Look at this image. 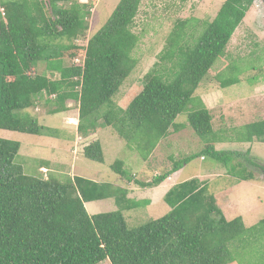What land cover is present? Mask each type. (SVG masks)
Here are the masks:
<instances>
[{"label":"trees","instance_id":"trees-1","mask_svg":"<svg viewBox=\"0 0 264 264\" xmlns=\"http://www.w3.org/2000/svg\"><path fill=\"white\" fill-rule=\"evenodd\" d=\"M71 1H0L5 18L0 20V130L58 136V131L38 124L32 109L43 104L47 115H55L68 110L67 101H74L78 103L77 131L83 137L97 127L111 126L121 138L131 131L139 140L150 139L145 146L149 153L170 129L182 128L175 120L186 113L194 133L205 144H213L214 137L209 139L212 116L200 102L193 104V95L215 62L225 56L253 1L225 0L212 22H204L190 47L186 46L191 37L185 36L186 23L178 22L160 59L164 67L155 65L159 69L146 75L142 91L126 110L116 107L113 98L136 67L133 53L139 40L132 28L142 0L118 2L104 25L87 40L83 70L63 65L66 54L78 56L73 42L87 30L84 20L89 11L80 9H88L87 5L68 11L61 8ZM166 62L170 64L167 70ZM41 64L44 72L38 74L35 70ZM234 65L232 61L230 66ZM219 76L220 90L239 83ZM242 130L241 142L264 143V121ZM18 151L17 142L0 138V264H101L107 259L110 264H249L264 258V218L251 227L240 217L227 221L206 186L189 196L193 189L182 195L171 192L165 198L170 212L130 228L118 210L92 216L85 211L87 203L125 198L126 190L78 175L64 182L52 175L39 178V168L32 170L34 174L25 173L15 163ZM82 154L88 161L104 164L98 141L86 146ZM247 155L214 152L206 146L198 154L179 159L171 172L150 184L135 182L141 187L156 186L197 157L220 164L233 179L248 181L253 176H245L244 168L232 164L233 156L247 160ZM37 162L40 168L47 166ZM110 168L132 182L120 161ZM45 234L51 238L29 252L27 242L41 241Z\"/></svg>","mask_w":264,"mask_h":264},{"label":"rangeland","instance_id":"rangeland-1","mask_svg":"<svg viewBox=\"0 0 264 264\" xmlns=\"http://www.w3.org/2000/svg\"><path fill=\"white\" fill-rule=\"evenodd\" d=\"M41 1L47 2V0ZM119 1H89L86 4L88 9L80 8L84 12L89 11V14L84 20L87 30L83 36L73 42V45L78 49L76 51L78 56L70 58L69 54H66L64 57L63 65L65 67H72L75 64V58L82 59L84 57L87 40L104 25ZM224 1L142 0L132 28V32L138 36L139 40V44L133 53L136 67L125 80L117 95L113 98V104L122 110H126L132 100L142 91L146 75L152 69L158 68L155 65L164 67V62H161L160 59L170 44V34L175 26L178 25V22L186 23L184 29L185 36L191 35L188 38L189 40L186 46L190 47L193 40L203 31L204 22H212ZM80 5H82V2L72 0L70 3L62 4L61 8L68 11L72 7L79 9ZM83 11L80 12L84 14ZM0 20L3 21V16L0 17ZM232 61L235 62V67L230 66ZM166 63L165 70L170 67V64L168 62ZM35 72L38 74L44 72V64L38 66ZM218 76L221 80L235 79L239 80V83L220 90L217 81ZM53 79H58V76H55ZM201 84L202 86L198 88V91H200L199 94L194 93L193 104L195 101L202 99L203 104L214 107L211 110L213 132H219V136L226 141H233V148L228 149L227 152L240 155H245L248 152L247 160H243L242 158L238 159L236 156H233L234 160L232 164H239L240 169L244 168L246 170L244 173L245 176L251 174L254 178L253 184L257 183L255 180L261 181V188H256L253 185L255 192L258 193L255 195L252 192L248 193V191L244 193L242 190L238 192V196H234L237 191L232 190L231 202L229 201L228 203L225 200L223 201L224 194L221 192L224 191H219L221 187L218 185L219 188H216L219 182H215V177H202L201 179H203L204 184L209 186V190L213 195L221 193V196H215L216 199L219 196L215 205L218 209H220L218 204L221 205L223 211H233L234 213L231 214V218L233 219L241 215L238 203L242 202L238 201V199L240 198L244 202L250 200L249 203L254 209H249L250 211L246 214L248 216L251 215L248 217V220L255 225L258 219L264 218V143L257 144L258 142L254 141L248 145L247 143L241 142V134L243 133L242 128L244 126L264 121V7L261 0L253 1L249 12L235 30L228 43L225 56L215 62ZM203 93H208L210 96L204 98ZM222 95L224 97V106H220L222 104L220 102ZM68 104L70 106H68V111L65 113L47 115L46 112L48 110L43 104L38 105L37 107L39 108L31 112L40 126L58 131V136L45 138L0 130L1 139L15 141L19 144L18 158L15 160V163L21 164L25 173L34 174L32 172L40 168L38 167L39 163L37 161H42L47 166H45V169L40 168L37 171V175H42L39 178L45 179L52 175L53 178H57L60 182L73 178L70 177L71 169H69V166H73V163L82 164L80 163L82 158L81 149H84L92 141H99L101 143L106 161L114 159L115 161L119 160L125 166H131V169L127 167L125 175L131 176L134 169H136L135 164H138L137 169H140L139 164L142 163V160L139 158H142V155L139 157L138 154H144L143 159H145L148 151L145 146L150 145V139L143 138L139 140L136 138L139 135H133L130 131L128 137L121 138L117 134L121 139L118 140L116 136L117 132L111 126L106 128L97 127L98 129L94 132V135L90 133L91 136L89 135L90 137L88 136V139H86V137H83L76 130L78 122H75V118L77 117L76 111L78 110V104L73 102L66 103V105ZM193 104L192 109L190 107L191 110H194ZM176 124L183 125L182 130L185 129V131L179 135L177 133L171 135L170 138L160 144V147H163L161 158L166 159L168 162L169 157L174 156V153L179 154V158H184L198 154L203 149L202 144L196 141L197 138L188 125L186 113L177 117ZM77 143L79 144L76 148ZM85 161L89 163V168L91 169L94 163L88 160ZM174 161L176 162L177 160ZM172 167L173 165L170 169ZM191 167L192 165L188 166L187 169ZM220 168L221 172H225V174L228 172L226 168ZM83 169L78 166L75 171L76 175L91 180L93 177H99L96 175L93 176V173ZM110 176L114 177L113 174ZM143 176L137 177V181L140 183H151L155 178L148 177L146 179ZM103 179L107 178L101 175L99 181ZM229 179L233 178L229 177ZM120 185H126V180L125 182H121ZM223 185L226 184L223 183ZM137 188L133 185L127 187V190L134 189L130 192L128 190V199L141 203L142 201H149V205L141 211L126 209L125 205L121 207V203H119V208L117 209V203L115 201L122 197L111 199L114 204L110 200L100 203L99 210L96 211H92L90 206H86L85 211L87 214L97 215L99 213H110L118 210L122 213L124 221L130 228H136L148 221L157 220L169 212L170 207L167 204V207L165 204L155 205L158 199L155 190L150 192L151 198H148L146 192ZM118 202L120 201L118 200ZM41 237V241L37 239L27 242L26 247L29 252L34 251L41 245L40 243L43 240L46 241L51 238L47 234ZM256 259L249 264H264V258L260 257ZM102 264L109 263L105 261Z\"/></svg>","mask_w":264,"mask_h":264},{"label":"crops","instance_id":"crops-1","mask_svg":"<svg viewBox=\"0 0 264 264\" xmlns=\"http://www.w3.org/2000/svg\"><path fill=\"white\" fill-rule=\"evenodd\" d=\"M199 92L200 91L197 90L196 94H199ZM203 95H204V98L205 97L208 98V96H210L208 93H203ZM193 98H194V95H193ZM223 98L224 97L222 95V97H220V100H221L220 102L222 103V104H220V106H224V104H225L223 102L224 101ZM201 100H199L198 102H201L203 104V101H201ZM68 102L69 103L70 102L75 103L74 101H67L66 103H68ZM203 105L206 107V109L211 114V110H213L214 107H212V105H207V106H206V104H203ZM68 106H70V105L69 104L66 105L67 108H68ZM214 106L217 107L216 105H214ZM37 108H39V107H37ZM37 108L32 109V110L35 111V110H37ZM76 112H77V117L75 118V122H78L77 121L78 110ZM63 113H65V112H63ZM175 124H176V120H175ZM76 127H77V125H76ZM182 128L179 129V130L170 129L169 134L166 137L161 138L159 140V142L157 143V145L153 148V150L151 152H149V153L147 152V155L145 156V159H143V157L139 158L140 160H142V163L139 164V168L140 169H137L138 164H135L136 169H134V171H133V173L131 174L130 177H134V179L137 180L136 179L137 177H142V175H144L143 177L148 179V177H158V176H161V175L165 174L166 172L170 171L171 170L170 167L172 166L171 164L174 162V160H178V159H181V158H179L180 157L179 154L174 153V156H170L169 157V159H168L169 162L166 159H162L161 158V152H162L163 147H160V144L162 142H164V140L170 138L171 135H174L176 133H177V135H179L181 132L185 131V129L182 130ZM76 130H77V128H76ZM215 133H217V132L215 131ZM93 135H94V133H93ZM116 136H117V133H116ZM213 137L215 139L213 144H210V143L209 144H205L204 142H202L197 137H196L197 138L196 141H198V142H200L202 144L203 149H204V147L207 146L211 150H213L214 152H216V151L225 152L228 149L233 148V146H234V143L232 141H230V140L229 141H226V140L224 141L223 138H222V140L221 139L217 140V136L216 135H213L209 139H212ZM45 138H48V137H45ZM86 139H88V138L86 137ZM117 139L121 140L119 137ZM78 144L79 143L76 144V148H77ZM257 144H259V143H257ZM100 145H101V143H100ZM248 145H250V144H248ZM101 148H102V145H101ZM102 151H103V154H104L103 148H102ZM158 151H159V155L160 156L158 155ZM81 152L83 153V148L81 149ZM81 157L82 158H81V162L80 163H82V164L73 163V166H69V169H71V176L70 177H74L76 175V172H75L76 168L78 166H80L81 169L84 168L83 170L93 173V176L96 175V176L100 177L101 175H103L104 177L107 178V179H103V180L99 181V177H93L92 180L91 179H87L88 181H91V182L96 183V184H107V185L112 186L114 188H120V189L126 190L127 191L126 197L118 199L120 202H118V204H117V209L119 208V203H121V207L124 206V205L125 206H129V210H137V211H139V210L141 211L143 208H146L149 205V201H142V204H140L139 206H135V207L132 206L133 203H141V202L128 199V190L129 189L127 190V187L129 185H133L134 187H138L137 189H140V190H143L144 192H146L148 198H151V193L150 192L152 190H155L157 195H158V199H157V202H155L156 203L155 205L165 204V206H166L165 198H167V196L171 192H176L178 194L181 193V195H182V194L185 193L184 191H188V190H192L193 189L187 195V196H189L192 192H196L199 189H201V188L206 186L208 194L212 195L214 200H217L219 198V196H221L220 194L223 193L224 194L223 195V197H224L223 201L225 200V202L229 203V201L231 202V198L230 197H231L232 190L233 191H237L234 196H238L239 195L238 192L242 191V190H243L244 193L246 191H248V193L252 192L255 195V194H258V193L255 192V188H254L253 185H255L256 188H259V189L261 188L260 187L261 186L260 185L261 181L255 180V182H257V183L253 184L254 178L251 179V180H248V181L229 179L230 176H228L227 173L225 174V172H221V168H220L221 165L220 164H218V163H216L214 161L208 160L206 157H204V158L203 157L202 158H196L195 160L191 161L190 163L185 165L181 170L171 174L169 176V178H167L165 181H163L158 186H155V187H141L138 184H136V182H134V183L133 182H126V185H122L121 186L120 185L121 182H125V180L121 179V176L116 174L110 168L111 165H113V163L115 162L114 159L111 160V161H106L105 160V154H104V164L103 165L102 164H96V163L93 162L94 165L92 164V168L90 169L89 168L90 167L89 163L85 161L87 159H85L83 156H81ZM190 165H192V167L190 169H187L188 166H190ZM127 167L131 169V166H125L124 164L122 166L123 170H126ZM41 169H45V168H41ZM111 174H113L114 177H111L110 176ZM202 177H215V182H219V184L216 185V188H219L218 187V185H219L221 187V189H219V191H224V192H221V193L217 194L219 196L216 199L215 196H217V195H213L210 192L209 186L207 184H204V182L202 181L203 179H201ZM146 181H144V182H146ZM223 183H225L226 185H223ZM141 184H146V183H141ZM131 190H134V189H131ZM131 190H129V192ZM260 192H261V190H260ZM109 200L112 201L111 198H108L107 200H104V201H100V202L98 201V203L97 202L87 203V204H85V207L86 206H90L92 211H96V210H99V204L100 203L105 202V201H109ZM238 201L242 202V203H238L239 204L238 205L239 206V211L241 212L240 218H242V220H243V222H244L246 227L253 226L254 223L253 222H249V220H248L249 219L248 217L251 216V215L248 216L246 214L250 210L254 209L253 206L249 203L250 200H248L247 202H244V201H242L239 198ZM127 202H129V203H127ZM145 203H147V204H145ZM113 204H114V202H113ZM218 206H219L223 216L225 217V219L227 221L233 219V218H231V214L234 213L233 211H231V210H224L223 211L221 209V205L218 204ZM170 210H171V208L169 209V212H170ZM260 220L261 219H258V221H260Z\"/></svg>","mask_w":264,"mask_h":264},{"label":"clouds","instance_id":"clouds-1","mask_svg":"<svg viewBox=\"0 0 264 264\" xmlns=\"http://www.w3.org/2000/svg\"><path fill=\"white\" fill-rule=\"evenodd\" d=\"M78 1H79V0H78ZM79 2H80V1H79ZM82 5H86V4H85V3H82ZM248 12H249V11H248ZM248 12H247V13H248ZM247 13H246V14H247ZM0 15H1V14H0ZM1 16H2V15H1ZM4 19H5V18H4V16H3V21H5ZM75 59H79V60H80V63L83 64V67H79V66H77L76 64H73V66H75L76 68H80V69L83 70V69H84V60H85V57H83L82 59H80V58H75ZM75 59H74V60H75ZM176 121H177V118H176ZM211 121H212V120H211ZM211 127H212V125H211ZM169 131H170V130H169ZM193 132H194V131H193ZM212 132H213V129H212ZM168 133H169V132H168ZM219 134H220L219 132H217V133L213 132V135H216V136H217V140H220V139L222 140V138L219 136ZM194 135H195L197 138H199L195 133H194ZM199 139H200V138H199ZM200 140H201V139H200ZM201 141H202V140H201ZM224 141H225V140H224ZM202 142H204V141H202ZM259 144H261V143H259ZM216 152H217V151H216ZM225 152H227V151H225ZM197 158H202V157H197ZM203 158H204V157H203ZM195 159H196V158H195ZM195 159H194V160H195ZM178 160H179V159H178ZM178 160H177V161H178ZM117 161H118V160H117ZM177 161H176V162L174 161V162L172 163V165H173L174 163H177ZM115 162H116V161H115ZM122 166H123V164H122ZM183 167H184V166H183ZM183 167H182V168H183ZM221 167H222V166H221ZM172 168H173V167H172ZM182 168H181V169H182ZM181 169H180V170H181ZM122 170H123V168H122ZM171 170H172V169H171ZM171 170L168 171V172H166V173L171 172ZM123 171H125V170H123ZM178 171H179V170H178ZM176 172H177V171H176ZM166 173H165V174H166ZM171 174H173V173H170L169 176H170ZM163 175H164V174H163ZM163 175H161V176H163ZM161 176H158V177H161ZM169 176H168V178H169ZM131 178L133 179V180H132L133 183H134L135 181H137V180L134 179V177H131ZM155 178H157V177H155ZM155 178H154V179H155ZM154 179H153V180H154ZM153 180H152V181H153ZM165 180H166V179H165ZM165 180H164V181H165ZM161 183H162V182H161ZM161 183H160V184H161ZM146 184H150V183H146ZM158 185H159V184H158ZM158 185H156V186H158ZM152 187H155V186H152ZM170 208H171V207H170ZM171 210H172V208H171ZM171 210H170V211H171ZM99 214H102V213H99ZM88 215H89V216H92V215H90L89 213H88ZM105 261H108V263H109V260H108V259L105 260ZM105 261H104V262H105ZM109 264H110V263H109Z\"/></svg>","mask_w":264,"mask_h":264},{"label":"built area","instance_id":"built-area-1","mask_svg":"<svg viewBox=\"0 0 264 264\" xmlns=\"http://www.w3.org/2000/svg\"><path fill=\"white\" fill-rule=\"evenodd\" d=\"M79 1L82 2V3L87 4L89 1H96V0H79ZM0 14H1L2 16H4V9L2 8L1 5H0ZM74 63H75L77 66H79V67H83V64H82V63L80 64V60H79V59H75V60H74Z\"/></svg>","mask_w":264,"mask_h":264},{"label":"flooded vegetation","instance_id":"flooded-vegetation-1","mask_svg":"<svg viewBox=\"0 0 264 264\" xmlns=\"http://www.w3.org/2000/svg\"><path fill=\"white\" fill-rule=\"evenodd\" d=\"M252 1H254V0H252ZM262 1V4H263V7H264V0H261Z\"/></svg>","mask_w":264,"mask_h":264}]
</instances>
